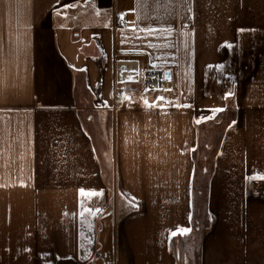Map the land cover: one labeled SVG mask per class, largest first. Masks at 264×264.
<instances>
[{
	"label": "crops",
	"instance_id": "obj_1",
	"mask_svg": "<svg viewBox=\"0 0 264 264\" xmlns=\"http://www.w3.org/2000/svg\"><path fill=\"white\" fill-rule=\"evenodd\" d=\"M114 61L137 70L115 114L125 216L82 114L110 106ZM146 67L171 87L140 90ZM217 113L198 220L199 126ZM261 176L264 0H0V264H264Z\"/></svg>",
	"mask_w": 264,
	"mask_h": 264
},
{
	"label": "rangeland",
	"instance_id": "obj_2",
	"mask_svg": "<svg viewBox=\"0 0 264 264\" xmlns=\"http://www.w3.org/2000/svg\"><path fill=\"white\" fill-rule=\"evenodd\" d=\"M116 63L114 61L110 63V69L108 73H113L115 79L113 78V83L111 88V98L112 102L109 107L101 105L99 108H87L83 114V119L85 122V128L93 141L95 148L97 149L102 172L104 176L105 183L109 189L110 204L112 207L119 212V209L125 208L122 210L121 215L129 213L130 205L127 204L128 200L126 199L123 190L121 188L119 173L117 167V150H116V137L117 132L115 128V119L116 112L122 109V105L125 106L129 99L125 103L118 105L117 109L114 108V98H115V87L117 84V74H116ZM125 82L120 84L124 87ZM143 86V84H142ZM101 87L96 86V94L89 95L88 89L83 90V94L79 93V96L84 99L85 104L90 105L94 101H100L101 97ZM125 88V87H124ZM140 90L146 93H158L162 92L165 89L148 91L142 87ZM127 96L129 95L127 88L125 89ZM91 96V97H90ZM94 97V99H93ZM129 97V96H128ZM98 98V99H96ZM217 118L213 122L202 123L199 126V139L196 148V163H197V176H198V187L197 193L201 190V196L198 199V209L199 212L198 220L201 218L203 213H205V189L209 178L211 177L214 167L217 164V159L219 156L221 144L223 141L225 129L227 123L230 122L231 115H224L223 121L220 122L218 113L216 114ZM121 211V210H120ZM121 219V218H120Z\"/></svg>",
	"mask_w": 264,
	"mask_h": 264
},
{
	"label": "built area",
	"instance_id": "obj_3",
	"mask_svg": "<svg viewBox=\"0 0 264 264\" xmlns=\"http://www.w3.org/2000/svg\"><path fill=\"white\" fill-rule=\"evenodd\" d=\"M120 24H126V22L121 19ZM118 62V61H117ZM128 78L120 79L117 77V84L115 87V98H114V108L117 109L118 105L125 103L128 96L125 92V88L120 86ZM142 84L144 89L148 91L168 89L171 87V81L167 79L165 71L161 68L146 67L142 72ZM262 195L264 196V188L262 189Z\"/></svg>",
	"mask_w": 264,
	"mask_h": 264
},
{
	"label": "bare ground",
	"instance_id": "obj_4",
	"mask_svg": "<svg viewBox=\"0 0 264 264\" xmlns=\"http://www.w3.org/2000/svg\"><path fill=\"white\" fill-rule=\"evenodd\" d=\"M117 77L120 79L137 76V70L134 63L130 61H118L116 63Z\"/></svg>",
	"mask_w": 264,
	"mask_h": 264
},
{
	"label": "snow or ice",
	"instance_id": "obj_5",
	"mask_svg": "<svg viewBox=\"0 0 264 264\" xmlns=\"http://www.w3.org/2000/svg\"><path fill=\"white\" fill-rule=\"evenodd\" d=\"M213 111H222V109H214ZM199 122V121H197ZM255 178H258V179H264V176H261V177H255ZM81 192L83 193V190H81ZM92 194H96V193H92ZM184 232L188 231V229H184L183 230ZM176 233H173V235H175Z\"/></svg>",
	"mask_w": 264,
	"mask_h": 264
}]
</instances>
